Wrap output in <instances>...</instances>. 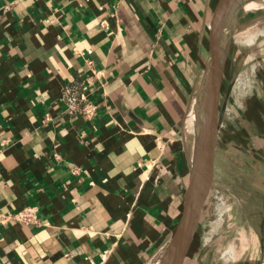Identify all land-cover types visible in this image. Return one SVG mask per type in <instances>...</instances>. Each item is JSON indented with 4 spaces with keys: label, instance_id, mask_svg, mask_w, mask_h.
Segmentation results:
<instances>
[{
    "label": "crops",
    "instance_id": "obj_1",
    "mask_svg": "<svg viewBox=\"0 0 264 264\" xmlns=\"http://www.w3.org/2000/svg\"><path fill=\"white\" fill-rule=\"evenodd\" d=\"M214 2L0 0V215L36 206L46 223L0 222V264L153 263L181 217ZM87 61L88 122L60 101ZM223 87L217 145L257 191L248 264H264V81L241 100Z\"/></svg>",
    "mask_w": 264,
    "mask_h": 264
},
{
    "label": "rangeland",
    "instance_id": "obj_2",
    "mask_svg": "<svg viewBox=\"0 0 264 264\" xmlns=\"http://www.w3.org/2000/svg\"><path fill=\"white\" fill-rule=\"evenodd\" d=\"M245 6L234 13L232 11L225 21V27L229 26L233 15V32L223 79L224 92H227L224 90L227 89L226 84L231 82V88L233 86L232 101L238 99V93L241 92L239 100L244 98L248 83L254 86V83L264 81V6L249 10L245 9ZM224 31L226 33L227 29ZM246 37H251L252 41L243 42ZM242 87L244 90L240 92ZM193 116L196 117L194 112ZM230 122L234 129L238 130L236 138L239 142L241 124L238 118L230 114L225 116L223 128L227 125L229 127ZM225 143L224 140L218 141L215 178L188 251L186 263L195 262L200 253L201 261L208 264H248V259L255 262L258 258L255 247L256 235L245 215L249 207H255V203L257 204L255 202L257 191L248 183V178L246 180L240 174L241 156L235 155L234 152L231 154L232 159L228 157ZM229 160H232V163ZM222 207L225 211L219 215L218 212ZM216 222L219 226L214 228ZM230 250L234 258H230Z\"/></svg>",
    "mask_w": 264,
    "mask_h": 264
},
{
    "label": "water",
    "instance_id": "obj_3",
    "mask_svg": "<svg viewBox=\"0 0 264 264\" xmlns=\"http://www.w3.org/2000/svg\"><path fill=\"white\" fill-rule=\"evenodd\" d=\"M240 1L243 0H215L213 4L208 25L209 56L199 87L194 149L181 217L170 240L152 264H208L201 261V253L195 262L186 263V258L213 185L217 140L226 105L225 99L220 102V88L233 32L228 33L225 21L232 11L241 8L235 7ZM230 83L225 98L230 92Z\"/></svg>",
    "mask_w": 264,
    "mask_h": 264
},
{
    "label": "built area",
    "instance_id": "obj_4",
    "mask_svg": "<svg viewBox=\"0 0 264 264\" xmlns=\"http://www.w3.org/2000/svg\"><path fill=\"white\" fill-rule=\"evenodd\" d=\"M87 65L91 74L78 82L80 91L78 92L71 87H64L60 101L64 104L65 112L68 115L79 117L88 122L95 118L97 105L89 99L96 72L93 70L91 61H87ZM4 221H14L24 226L36 227L46 224L41 221L39 210L36 206H26L17 212L0 215V222Z\"/></svg>",
    "mask_w": 264,
    "mask_h": 264
},
{
    "label": "bare ground",
    "instance_id": "obj_5",
    "mask_svg": "<svg viewBox=\"0 0 264 264\" xmlns=\"http://www.w3.org/2000/svg\"><path fill=\"white\" fill-rule=\"evenodd\" d=\"M246 3H248V0H243V1H240V2H238L236 5H235V7H243ZM262 7V6H264V0H258L257 2H256V5H255V7L254 8H256V7ZM260 18V17H259ZM230 19H232L231 20V30H232V24H233V18L231 17ZM258 20V19H257ZM254 21V20H253ZM258 24H260V23H258ZM257 24V25H258ZM261 25V24H260ZM244 39V38H243ZM250 41H252L251 40V37H246L244 40H243V42H245V43H249ZM198 95V94H197ZM198 98V97H197ZM194 101H195V99H194ZM194 104V103H193ZM196 115V114H195ZM192 153V152H191ZM222 205V204H221ZM220 206V205H219ZM218 208V207H217ZM225 211V208H223L222 207V209L220 210V212H218L219 213V215H221L222 214V212H224ZM218 225V222H216L213 226H214V228L216 227ZM219 226V225H218ZM214 231V230H213ZM211 235V234H210ZM230 252V258H234V255H233V252L230 250L229 251Z\"/></svg>",
    "mask_w": 264,
    "mask_h": 264
},
{
    "label": "flooded vegetation",
    "instance_id": "obj_6",
    "mask_svg": "<svg viewBox=\"0 0 264 264\" xmlns=\"http://www.w3.org/2000/svg\"><path fill=\"white\" fill-rule=\"evenodd\" d=\"M241 166L243 167L242 163H241Z\"/></svg>",
    "mask_w": 264,
    "mask_h": 264
}]
</instances>
